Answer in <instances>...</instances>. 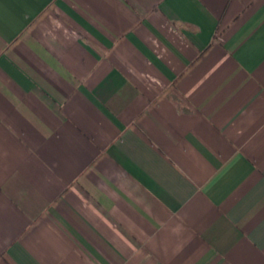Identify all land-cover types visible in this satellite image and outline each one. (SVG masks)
I'll list each match as a JSON object with an SVG mask.
<instances>
[{
  "label": "crops",
  "instance_id": "0c3cea01",
  "mask_svg": "<svg viewBox=\"0 0 264 264\" xmlns=\"http://www.w3.org/2000/svg\"><path fill=\"white\" fill-rule=\"evenodd\" d=\"M0 8V264H264V0Z\"/></svg>",
  "mask_w": 264,
  "mask_h": 264
},
{
  "label": "snow or ice",
  "instance_id": "6c2138e0",
  "mask_svg": "<svg viewBox=\"0 0 264 264\" xmlns=\"http://www.w3.org/2000/svg\"><path fill=\"white\" fill-rule=\"evenodd\" d=\"M3 16V12H2V8H0V19H2Z\"/></svg>",
  "mask_w": 264,
  "mask_h": 264
}]
</instances>
